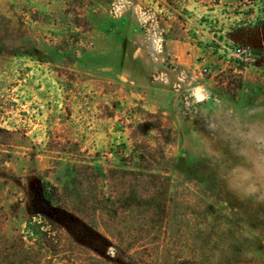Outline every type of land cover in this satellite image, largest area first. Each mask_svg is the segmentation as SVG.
I'll list each match as a JSON object with an SVG mask.
<instances>
[{"label":"rangeland","instance_id":"374dc122","mask_svg":"<svg viewBox=\"0 0 264 264\" xmlns=\"http://www.w3.org/2000/svg\"><path fill=\"white\" fill-rule=\"evenodd\" d=\"M260 4L0 0V264H264V199L218 167L264 154L238 138L257 121L199 118L264 104ZM38 176L101 245L49 263L21 242Z\"/></svg>","mask_w":264,"mask_h":264},{"label":"trees","instance_id":"16d2710c","mask_svg":"<svg viewBox=\"0 0 264 264\" xmlns=\"http://www.w3.org/2000/svg\"><path fill=\"white\" fill-rule=\"evenodd\" d=\"M260 7L261 17L258 18L257 27L264 31V0H261ZM261 35L259 42L247 51L254 60L264 57V32ZM86 228L66 206L58 187L45 177L38 176L29 194L26 235L22 236L21 242H25L24 238L32 242L34 245L30 244L29 248H35L49 263L65 262L71 256L63 245L64 241L70 248L82 245L80 242L96 241L92 243L95 245L103 243V238L98 232Z\"/></svg>","mask_w":264,"mask_h":264},{"label":"clouds","instance_id":"9594fccd","mask_svg":"<svg viewBox=\"0 0 264 264\" xmlns=\"http://www.w3.org/2000/svg\"><path fill=\"white\" fill-rule=\"evenodd\" d=\"M205 111L200 114L202 122L209 127H218L224 123L223 118L227 117L236 125L247 124L249 120L257 123L247 132L243 129L238 133V138L244 145L255 144L257 148L264 146V104L257 107L251 114L247 110H237L229 105V102L222 99L209 100L200 105ZM199 107V106H198ZM215 117V118H214ZM224 132L231 137L232 129L225 126ZM206 152L212 151L205 148ZM230 151L239 161L232 166L220 164L221 174L228 187L240 197L258 196L264 199V154L257 153L255 158L249 156L246 147L230 145Z\"/></svg>","mask_w":264,"mask_h":264}]
</instances>
